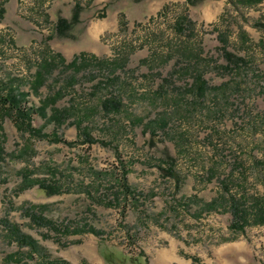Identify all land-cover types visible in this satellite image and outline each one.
<instances>
[{"label": "rangeland", "instance_id": "374dc122", "mask_svg": "<svg viewBox=\"0 0 264 264\" xmlns=\"http://www.w3.org/2000/svg\"><path fill=\"white\" fill-rule=\"evenodd\" d=\"M192 1L0 0V264H264V225L232 227L235 207L264 206V0ZM116 13L122 25L96 36ZM90 228L100 235L74 233ZM161 232L179 241L176 261H157Z\"/></svg>", "mask_w": 264, "mask_h": 264}, {"label": "trees", "instance_id": "16d2710c", "mask_svg": "<svg viewBox=\"0 0 264 264\" xmlns=\"http://www.w3.org/2000/svg\"><path fill=\"white\" fill-rule=\"evenodd\" d=\"M188 1V0H187ZM192 3H195V1L189 0ZM204 1V0H202ZM237 3V4H241V5H245L246 7L252 6V5H257L263 2V0H232L231 3ZM82 11V7L80 4H77L74 8V13H73V17H72V21L64 18V17H59L58 18V22H57V30L59 32V34L61 36H66V34L71 30L72 26L75 25L76 23L79 22V17ZM5 12L4 7L1 5L0 6V16L2 17V14ZM230 57H232V55H230ZM85 59V54H81L79 56H77L76 58H74V60L68 64L66 66L67 69H72L74 67H76L79 63L80 60H84ZM52 68V63L45 61V64L42 65L41 69H39V71L36 74L35 77V81H34V89L36 91L39 90V88H41L44 83H45V73L49 72L50 69ZM198 82H199V88H201L202 91H204V81L201 77H198ZM26 94H15V93H10L8 98L5 100L7 103H12V104H19L21 101V98H26ZM61 96H56L54 99H48L45 100L43 102V105H41L40 110L43 112V114L45 115L46 109L48 108L50 102L56 103L57 99L60 98ZM6 103V104H7ZM116 103H120V102H116ZM108 104H112V101H105L103 102L104 108L106 109H111V105L108 107ZM17 109L19 110V117H22V124L23 126H26L33 134H37V135H41L42 134V129H34L32 126V121H31V114L27 111V110H23V109H19V107H17ZM66 113V112H65ZM65 114L60 111V110H54L51 117H50V121H56L59 125L62 124L65 121ZM151 133H155V132H151ZM85 137H86V141L94 144L95 143V139L91 136V134L89 132H84ZM45 137H48L47 135H45ZM55 142H61V138H59L58 136H55L54 138ZM167 173H169L171 176L175 177V172L172 168H169L167 171ZM127 174V173H126ZM126 174L124 175V178L126 177ZM126 179V178H125ZM24 184L21 187V191H25L26 189H28V182H31L32 180H30L28 177H26L24 175V180H23ZM37 185H39V189L45 191L48 195L52 196V195H56L59 194L61 192V188L56 185V184H48L46 181H40L37 180ZM122 187L126 190L127 193L130 192V187L128 186L127 182H124ZM215 202H212L210 204H208V206H215ZM234 215H233V224L232 227L233 229H238L240 231H243L245 229V227L247 225H250L253 219V224L254 225H264V206L262 205H256L253 207V211L249 212L248 210H243L241 208L235 207V209H233ZM48 222V221H46ZM49 223V222H48ZM51 223V222H50ZM12 231L15 233L16 237H17V242L20 244L21 247H29L31 248L33 251L37 250V243L35 242V240L33 238H31L30 236L21 234L19 232V230L15 227L12 226ZM64 232H66L67 234L70 233L69 230H65ZM80 232H88V233H92L95 235H100V233L98 231H96L94 228H90L89 230H77L74 233H80ZM113 254H109V259L111 261H113L115 263V259L112 258ZM11 258H14V256H11ZM119 259V258H118ZM139 260V259H138ZM140 261V260H139ZM136 260V263L139 262ZM18 264H21V262H19ZM23 264H27V263H23ZM51 264H64V263H51Z\"/></svg>", "mask_w": 264, "mask_h": 264}, {"label": "crops", "instance_id": "0c3cea01", "mask_svg": "<svg viewBox=\"0 0 264 264\" xmlns=\"http://www.w3.org/2000/svg\"><path fill=\"white\" fill-rule=\"evenodd\" d=\"M82 12H83V8H82L81 14H82ZM123 12H126V11L125 10L118 11L117 12L118 17H119V13L124 14ZM117 13L115 14L114 21L112 24H97L94 27V34H96V36H98V35H101V33L103 31L108 30L110 28H112L114 30L118 29V27L122 25V22L124 21V19L122 20V19L117 18ZM81 14L79 17V21L81 20ZM158 235L160 237H162L164 240H167L168 245H167V248H160V249H157V251L155 250L156 251L155 257L158 258L157 261L159 263H163V262L164 263H171L173 261H176L177 257H178L177 248L179 245V241L175 237H173L172 235H170L166 232H161ZM70 261H71V264H78L79 263L78 260L77 261L76 260H70Z\"/></svg>", "mask_w": 264, "mask_h": 264}]
</instances>
